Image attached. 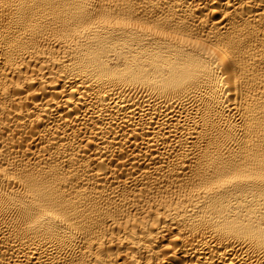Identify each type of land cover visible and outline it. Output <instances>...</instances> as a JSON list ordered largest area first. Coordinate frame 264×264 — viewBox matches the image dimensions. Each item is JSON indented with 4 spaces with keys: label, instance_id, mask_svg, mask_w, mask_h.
<instances>
[{
    "label": "bare ground",
    "instance_id": "1",
    "mask_svg": "<svg viewBox=\"0 0 264 264\" xmlns=\"http://www.w3.org/2000/svg\"><path fill=\"white\" fill-rule=\"evenodd\" d=\"M0 264H264V0H0Z\"/></svg>",
    "mask_w": 264,
    "mask_h": 264
}]
</instances>
